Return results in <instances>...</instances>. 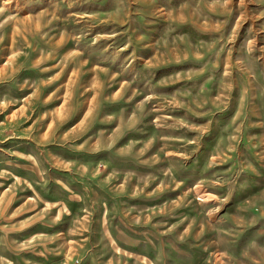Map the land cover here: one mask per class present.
<instances>
[{"label": "rangeland", "instance_id": "rangeland-1", "mask_svg": "<svg viewBox=\"0 0 264 264\" xmlns=\"http://www.w3.org/2000/svg\"><path fill=\"white\" fill-rule=\"evenodd\" d=\"M0 264H264V0H0Z\"/></svg>", "mask_w": 264, "mask_h": 264}]
</instances>
